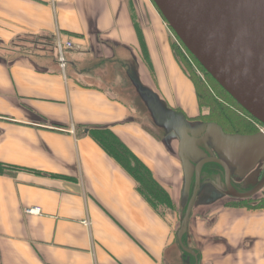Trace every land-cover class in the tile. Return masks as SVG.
<instances>
[{
    "label": "crops",
    "instance_id": "obj_1",
    "mask_svg": "<svg viewBox=\"0 0 264 264\" xmlns=\"http://www.w3.org/2000/svg\"><path fill=\"white\" fill-rule=\"evenodd\" d=\"M55 1L0 0V164L16 168L0 175V264H184L179 142L169 148L107 88L121 82L136 94L135 77L169 110L198 118L174 35L153 0ZM58 35L76 46L65 53L76 73L45 52L12 47ZM93 130L123 142L175 210L156 211ZM236 203L222 198L193 211L188 245L200 264H264V208Z\"/></svg>",
    "mask_w": 264,
    "mask_h": 264
},
{
    "label": "water",
    "instance_id": "obj_2",
    "mask_svg": "<svg viewBox=\"0 0 264 264\" xmlns=\"http://www.w3.org/2000/svg\"><path fill=\"white\" fill-rule=\"evenodd\" d=\"M153 2L201 66L242 108L264 124V0ZM131 82L138 97L148 102L155 123L165 129L166 145L172 148L173 140L179 142L178 156L184 171L183 197L188 201L182 204L184 215H181L176 244L183 253L182 259L184 254L188 255L186 264H190L191 257L200 264L199 252L187 243L192 213L196 207L224 197L215 195L212 183H202L203 168L208 163L217 164L227 184L231 176L239 182L245 178L248 184L258 182L256 189L246 196L232 192L239 199L254 197L264 187V134L233 135L225 133L217 123H192L184 114L169 110L159 95L138 78H131ZM205 151L211 155L206 156ZM198 155L203 158L192 164ZM204 187H208L205 192ZM208 189L212 191L211 199L206 194Z\"/></svg>",
    "mask_w": 264,
    "mask_h": 264
},
{
    "label": "trees",
    "instance_id": "obj_3",
    "mask_svg": "<svg viewBox=\"0 0 264 264\" xmlns=\"http://www.w3.org/2000/svg\"><path fill=\"white\" fill-rule=\"evenodd\" d=\"M159 11V10H158ZM161 14V13H160ZM162 16V14H161ZM166 21V20H165ZM167 23V22H166ZM169 26V25H168ZM170 28V27H169ZM174 37L176 38L175 32L170 28ZM178 38V37H177ZM176 38V39H177ZM38 40L46 41L50 47V51L54 53L56 48V37L49 36L45 38H36L31 41L37 42ZM184 49L188 54L194 59L200 69L208 76L228 97L234 102L235 105H232L228 102H224L221 98L213 94L212 89L209 86H205L203 82L199 79L193 77L192 73L196 75L190 64L188 63L184 54L176 49L173 43V52L177 62L180 64L184 73L188 78L194 83L197 95L199 99V105L201 109V114L198 119H205L207 122H216L228 133L232 134H248V130L255 132V127L251 121L253 117L242 108L217 82L213 77L201 66V64L196 60V58L186 49L183 43L179 40ZM14 48L15 45H12ZM20 53L34 57L35 54L28 52L27 50L21 51ZM46 53V52H45ZM48 57V55H46ZM55 56H51L53 61L56 62ZM49 58V57H48ZM149 63V61H148ZM183 64H186L189 70L188 71ZM209 109L210 114L205 113L203 109ZM206 115V116H204ZM197 119V118H196ZM254 120V119H253ZM92 136L98 144L106 151V153L114 158L138 183V190L145 200L158 212L164 213V210H175V207L170 199V196L160 185V183L155 179L153 173L148 169V167L136 157L127 146L124 145L112 132L106 130H93ZM16 168L8 165L0 164V175L4 173H9ZM254 202V203H253ZM234 206H246L254 209H263L264 208V199H249L240 201ZM188 258V255L184 254V264L185 260ZM199 260L201 261V255L199 254ZM190 264H196L194 257H191Z\"/></svg>",
    "mask_w": 264,
    "mask_h": 264
},
{
    "label": "rangeland",
    "instance_id": "obj_4",
    "mask_svg": "<svg viewBox=\"0 0 264 264\" xmlns=\"http://www.w3.org/2000/svg\"><path fill=\"white\" fill-rule=\"evenodd\" d=\"M176 38L173 37L174 46L176 47V49H178L179 51H181L184 54V56L186 57L188 63L190 64V67H192V69L194 70L196 75L189 70V68L187 67L186 64H183V66L185 65L186 69L188 71H190V73H192L194 78L199 79L201 82L204 83L205 86H209L212 89L213 94L215 96L221 98L224 102H228V103H230L232 105H235L234 102L232 100H230L229 97L208 76H206L204 74V72L200 69V67L197 65V63L194 61V59L188 54V52L184 49L182 44L178 41V38L177 39ZM63 40L66 41V39H63ZM17 43H18V46H15V47H18L17 49L19 50V52L27 50L28 52L30 51L31 53H33L35 55H37V53L46 52V55H48L49 59L53 62V64L58 63L59 68L60 69L62 68L61 63L59 62V53H58V51H56V48H55V52L54 53L49 52L50 51V47L48 46L49 44L46 41L38 40L37 42H33L31 40H26V41L17 42ZM53 55L55 56L54 58L56 59V62L53 61V59L51 58V56H53ZM69 69H70V72L76 73L74 70L73 71L71 70L73 68H71L69 66V63H67L65 69L62 68V70H64V71L65 70L67 71ZM126 76H127V74H126ZM107 88L111 92H114L115 95H118L123 100H125L127 103H129L134 108V113L138 117L137 119L147 129H149L150 131L154 132L157 135L158 138L163 139L164 134H166L165 129L162 127V129H163V131H162V129H160L158 127V125L155 123L154 118H153V116L150 113V110H149L150 108H149V106L147 104L148 103L147 101L144 103V101L141 98H139L138 95L132 94L129 90H127L125 84L121 83V82L118 83V84H115V85L111 84V86H109V87L107 86ZM203 110H204V114L205 113H207V114L211 113V111L209 109H205L204 108ZM204 116H206V115H204ZM205 119H206V117L204 119H198L197 118V119H193V120H190V119L187 118V120H189L190 122L198 123V124L199 123H206ZM212 123H216V122H212ZM253 125H254L256 130H255L254 133L252 131L248 130V133H251V135H253L255 133H259L260 130H261L260 127L258 128L259 125H258L257 122H254ZM225 133H227V132L225 131ZM227 134H230V132H228ZM207 151H208V149H207ZM205 153H206L205 154L206 156L207 155L208 156L211 155L210 152H206L205 151ZM212 154L216 155L215 153H212ZM195 157L193 158L194 162H192V164H195L196 161H198V159L203 158V155H200V156L198 155V157H196V158ZM262 169H263V167H262ZM262 174H263V171L260 172L261 176H262ZM190 193L192 194V190H191ZM256 196H257L256 199H261V198L264 199V192L260 191V193L258 195H256ZM201 198H202V196H201ZM187 201H188V199H185V201H184L185 204H187ZM234 202H240V201L234 200ZM185 209H186V207H184V213H185ZM182 212L183 211H181L180 215L183 216L184 214H182ZM180 225H181V219H180ZM189 235L190 234L187 233V235H186L187 238L189 237ZM185 241H186V239H185ZM187 243H188V240H187ZM176 264H183V262L180 261V260H177Z\"/></svg>",
    "mask_w": 264,
    "mask_h": 264
},
{
    "label": "flooded vegetation",
    "instance_id": "obj_5",
    "mask_svg": "<svg viewBox=\"0 0 264 264\" xmlns=\"http://www.w3.org/2000/svg\"><path fill=\"white\" fill-rule=\"evenodd\" d=\"M251 121H252V123L256 122L253 119H251ZM233 135H235V134H233ZM240 135H251V133L240 134ZM202 173H203L202 183H204L205 181L212 183V185L214 186V190L216 191L215 195L221 194L224 196L223 198L228 200V201L249 200V199L256 198L257 197L256 195H258L260 193L259 192L254 197H251V198L246 197L245 199H239L237 197H234V194L232 192H234L238 195H245L246 196V195L250 194L252 191H254L259 183L257 182V183H253V184H248V183H246V181H248L247 179L246 180L244 179V181L239 182L235 176H231V181L227 184L225 175L222 172V169L220 168V166H218L217 164H213V163L206 164L205 167L203 168ZM262 177H263V174H262V176H260V179H262ZM192 188H193L192 189V192H193L194 185ZM207 188L208 187H204V189H205L204 192L206 191ZM260 191L264 192V187ZM207 192L208 193H206V194L209 195L208 199H211V195H212L211 189H208Z\"/></svg>",
    "mask_w": 264,
    "mask_h": 264
},
{
    "label": "built area",
    "instance_id": "obj_6",
    "mask_svg": "<svg viewBox=\"0 0 264 264\" xmlns=\"http://www.w3.org/2000/svg\"><path fill=\"white\" fill-rule=\"evenodd\" d=\"M39 1H45V2H49L50 4H52V6L55 7V0H39ZM56 49L59 53V62L62 65V68L65 69L66 65H67V59L65 57V53L67 51L70 50H75L76 46L71 42V41H65L63 40V38H61L60 35H58L56 37ZM261 128L260 133L264 134V125L259 124L258 128ZM27 214H40L41 213V209L40 208H30L26 210ZM85 226H90L89 222H85Z\"/></svg>",
    "mask_w": 264,
    "mask_h": 264
}]
</instances>
